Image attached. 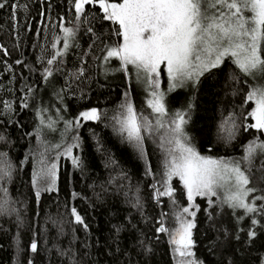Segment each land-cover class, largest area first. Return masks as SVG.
Instances as JSON below:
<instances>
[{
	"label": "trees",
	"instance_id": "1",
	"mask_svg": "<svg viewBox=\"0 0 264 264\" xmlns=\"http://www.w3.org/2000/svg\"><path fill=\"white\" fill-rule=\"evenodd\" d=\"M0 3L5 4L0 8V135L5 138L0 152L7 153L14 165L13 179L4 182L7 194L0 192V200L15 210L0 215V264H28L29 260L33 264H178L168 232L156 231L161 223L174 231L181 224L177 217L196 223L191 251L199 264H264V213L252 216L229 208L220 203L224 193L218 191L214 197H196L198 209H192L196 217H188L182 212L189 203L186 189L178 179L168 180L165 175V160L170 156L165 149L166 129L145 134L144 155L118 134L114 117L125 113L121 106L126 103L139 116H157L132 95L123 72L108 77L121 80L103 77L106 48L119 42L114 34L118 25L104 21L97 5L87 6L88 16L77 20L72 0ZM13 3L20 5L15 18ZM63 28L74 32L66 53ZM57 52L62 54L49 65L47 61ZM248 88L236 65L226 59L200 76L187 92L172 93L167 106L169 110L183 107L176 98L191 104L188 132L200 155L240 160L250 141H264L260 131L244 130L252 124L248 116L252 104L245 102ZM45 89L51 97L42 100ZM93 107L103 113L101 118L80 119L77 127L80 113ZM49 109L51 114L46 112ZM67 121L73 123L66 128ZM232 121L237 128L229 140L227 128ZM45 146H51L46 159L57 165L55 190L42 191L37 198L32 174L38 152ZM66 146H73L72 156L57 158ZM72 157L79 158V167L73 165ZM262 160L264 154L258 153L253 169H259ZM167 184L173 195L158 196ZM137 199L138 207L134 206ZM210 199L215 202L211 206ZM73 208L87 229L75 223ZM253 218L260 223L253 226ZM250 230L257 232L253 239L247 235ZM33 239L39 244L37 253L30 251ZM141 243L150 253H144ZM61 249L67 254L60 255Z\"/></svg>",
	"mask_w": 264,
	"mask_h": 264
},
{
	"label": "snow or ice",
	"instance_id": "2",
	"mask_svg": "<svg viewBox=\"0 0 264 264\" xmlns=\"http://www.w3.org/2000/svg\"><path fill=\"white\" fill-rule=\"evenodd\" d=\"M72 2L77 20L88 16L87 6L97 5L104 21L118 25L114 29V34L119 38V42L106 48L105 60L112 57L119 59L125 71H128L129 65L134 66L138 74H144L154 89L160 86L161 65H166L171 91L186 81L198 80L205 72L219 68L226 56L234 58L233 63L246 76L258 74L264 76V48L261 44L264 40V0H72ZM4 7L5 4L0 3V8ZM11 7L15 18L20 5L13 3ZM62 30L65 33L64 48L67 49L68 38L73 36L74 32L71 28ZM61 54L57 52L47 61L48 64L51 65ZM45 72L51 75L50 70L45 69ZM152 97L148 104L152 111L158 114L155 124L149 117L138 118L131 103L121 106L126 114L114 117L119 124L116 129L118 134L132 143L141 155H144L145 134L151 135L165 128L164 121L160 119L165 116L163 93L153 90ZM249 101L255 102V107L248 113L255 122L246 125L244 130L255 128L264 131V85L253 87L247 93L245 102ZM188 108L187 113L183 111L175 113L168 124L172 136L166 143L171 146L168 148L171 160L166 159L164 164L168 179L170 180L172 176L179 177L186 189L189 203L182 212L188 217L195 218L197 213L192 210L198 209V205L194 203L195 198L214 197L218 195L217 189H222L224 195L220 199L221 204L234 210L243 209L245 215L255 216L264 213V203H260L264 201V160L259 162V169L252 167L257 154H264V141H250L240 160L224 161L201 156L184 130L188 122L186 116H190L191 104ZM102 115L103 113L95 107L83 111L77 118L76 126H79L80 119L99 120ZM229 121L231 117L225 124H229ZM72 123L67 121L66 128ZM48 127H52L51 122ZM236 128L235 122L232 121L227 128L229 140L235 137ZM4 139V136L0 135V141ZM40 143L44 145L43 140ZM164 144L165 139L162 136L161 145ZM73 146H66L64 152L58 153L57 158L59 155L71 157ZM50 147L45 146L44 151L38 152L37 167L33 170L32 185L37 198L41 196L42 191L55 190L57 165L46 159ZM55 147L60 148L59 145ZM7 155L0 152V192L5 194L8 189L4 187V182H10L14 175V165L8 160ZM72 162L76 167L81 164L78 157H72ZM256 171H260L261 175L256 176ZM257 192L260 194L256 195ZM157 195L171 197L173 188L169 186L164 191L158 190ZM214 203L209 200V206ZM6 205L7 201L0 200V215L15 211L9 210ZM134 206H140L139 199ZM72 214L75 223L82 224L87 229V224L75 208L72 209ZM177 219L181 224L176 231L168 230L163 223L156 231L168 232L173 252L180 258L178 264H198L197 261L189 259L193 256L192 230L196 228V223L194 219L182 217ZM53 223L55 224V221ZM251 223L255 226L260 221L253 218ZM20 224L22 221H19L18 226ZM119 231L120 228L117 227L115 232ZM247 235L249 239H253L257 232L250 230ZM114 243L119 249L118 241ZM29 247L32 253H37L38 241L33 239ZM141 248L145 254L151 251L150 248L144 247L143 243ZM59 251L62 256L67 254L65 250ZM67 251L70 252L71 249ZM73 259L75 260L74 256ZM28 264L33 262L29 260Z\"/></svg>",
	"mask_w": 264,
	"mask_h": 264
},
{
	"label": "rangeland",
	"instance_id": "3",
	"mask_svg": "<svg viewBox=\"0 0 264 264\" xmlns=\"http://www.w3.org/2000/svg\"><path fill=\"white\" fill-rule=\"evenodd\" d=\"M262 44V42H261ZM71 45V43H70ZM69 50V43H68V47L67 49H65L63 47V52L66 53L67 51ZM226 59H229L233 62V59L232 57L230 56H226L224 58V61ZM105 62L103 63V71H102V74H103V77H107V79L109 80H121L119 78H108V77H111V76H119L120 74H122L123 72V77L125 76L127 82L129 83V87L131 89V93L132 95L134 94L136 97H139L142 99L143 101V104L148 107L150 109V112L151 114L154 113L152 111V109L149 107V100L153 99L152 97V92L153 90L157 91V92H160V93H163V103H164V107H165V116L164 117H160V119H162L165 123V128L166 131H167V134H168V139H171V132L168 128V124L169 122L174 118L175 116V113L177 112H188L186 110H188V106H189V102H181L180 101V98L175 100V102L177 103V105H181L183 107H178V108H173V109H168V106H167V98L172 94L174 93L175 91H178V90H182L184 92H187L189 89H191L198 80H192V81H186L182 86H177L175 87L174 89H172L171 91L169 90L170 88V81H169V77L167 75V71H166V65H161V74H160V77H159V82H160V86L158 89H154L151 85H149V83L147 82V80L145 79L144 77V74L143 73H139L137 72V70L135 69L134 66L132 65H129L128 66V71H125L122 69L121 67V62L119 59L115 58V57H112V58H109L107 60H104ZM223 61V62H224ZM222 62V63H223ZM236 65V64H235ZM237 67V66H236ZM238 68V67H237ZM238 70L240 71V69L238 68ZM240 73L243 75V77L245 78L246 80V83H247V86L249 87L248 90L250 91L253 87H258V86H261V85H264V76L258 74L256 76H246L244 73H242L240 71ZM200 78V77H199ZM51 95H50V90H47L45 89L42 94H41V99H47V98H50ZM251 104H252V108H251V111L253 110V108L255 107V102L254 101H250ZM46 105V104H45ZM54 110V109H53ZM47 114H51V111L50 109L47 111ZM57 111H54V115L55 117L57 116L56 114ZM156 114V113H155ZM157 116L155 118H152V122L153 124H155V121L156 119L158 118V114H156ZM137 117H142L141 115H137ZM59 117H57L58 119ZM186 119L188 120L187 124L184 126V130L185 132L188 134V136L190 137V134L188 132V125H189V118L186 116ZM252 119V118H251ZM255 121L252 119V123H254ZM49 129H51L50 131H52L53 127H49ZM255 129V128H254ZM257 130V129H256ZM262 134H264V131H260ZM171 147L170 145H168L166 143V147L165 149ZM202 156V155H201ZM169 160H171V155L169 156ZM179 179V177L177 176H172L171 179ZM170 179V180H171ZM169 180V179H168ZM182 184L183 182L180 181ZM169 187V185L167 184L166 188ZM165 188V189H166ZM220 191V192H223L224 193V190L222 189H217V192ZM180 228V225H178L174 231H176L177 229ZM173 231V232H174ZM176 254V253H175ZM177 256V260H179L180 258L178 257V255L176 254ZM189 259H192V260H195L192 257H190ZM196 261V260H195ZM199 264V263H198Z\"/></svg>",
	"mask_w": 264,
	"mask_h": 264
}]
</instances>
